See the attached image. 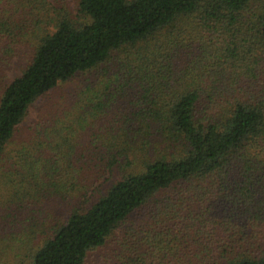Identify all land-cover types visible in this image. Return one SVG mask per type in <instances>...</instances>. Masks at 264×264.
<instances>
[{"label":"trees","instance_id":"16d2710c","mask_svg":"<svg viewBox=\"0 0 264 264\" xmlns=\"http://www.w3.org/2000/svg\"><path fill=\"white\" fill-rule=\"evenodd\" d=\"M97 68L78 111L9 150L33 102ZM0 216L26 229L17 264L110 243L121 261L264 264V0H0Z\"/></svg>","mask_w":264,"mask_h":264},{"label":"rangeland","instance_id":"374dc122","mask_svg":"<svg viewBox=\"0 0 264 264\" xmlns=\"http://www.w3.org/2000/svg\"><path fill=\"white\" fill-rule=\"evenodd\" d=\"M117 55L114 57V59ZM19 61L15 62L11 69L7 72V74L12 77L13 75H17L21 72ZM117 62V61H115ZM114 62L108 61L105 64H102L101 67L105 68L108 66H113ZM103 74V69L97 68L93 70L91 73L88 72H79L75 74L71 79L66 82L59 83L53 90H51L47 95L38 98L31 106L29 107L28 114L26 115L23 122L19 125L18 130L16 132L15 138L10 144V149H15L18 146H22L23 142L29 141L31 136V126L40 121L47 112L56 113L59 111V108L62 107L64 111L70 110L71 112L76 111L74 107L73 95L79 93L78 90L86 89L88 87V81L99 80L101 79ZM96 87L102 88V85H97ZM91 93V91L87 90V94ZM113 102L110 100L109 102H103L98 108H93L90 106V111L92 114H95L94 119L91 120H74L72 122L74 124L73 129H76L74 133H71V138L73 141H78V139L83 140L84 138L87 141L91 139L94 141V131L104 129V124L101 122L107 121L113 110ZM60 109V110H62ZM77 111L78 107H76ZM105 120H102V118ZM47 120V118H45ZM69 121V120H66ZM80 127V128H79ZM85 127V130H83ZM79 128V129H78ZM105 132V131H103ZM106 134V132H105ZM49 134L45 135L48 137ZM51 139V138H50ZM83 142L80 144L82 145ZM93 144V143H92ZM99 183V182H97ZM23 209H20L22 211ZM22 216V215H21ZM10 226V227H9ZM20 225H16L11 222V219L3 220L0 216V264H17L18 263V255L22 254L23 251L21 246V242L16 241L17 238L21 237L23 234H26V229L24 228L20 231ZM9 227V228H8ZM8 228V229H7ZM18 233H20L18 235ZM22 233V234H21ZM16 238L12 242V247L9 246L8 249L4 248L7 246L6 239L15 237ZM5 244V245H4ZM114 246L110 243L108 246L104 248H100L98 250L92 251L89 253L88 258L85 264H143V262L134 261V258H128L127 260L121 261L116 257V251H113Z\"/></svg>","mask_w":264,"mask_h":264}]
</instances>
